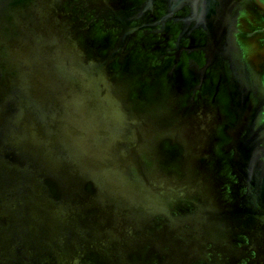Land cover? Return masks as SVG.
Returning <instances> with one entry per match:
<instances>
[{"label":"water","instance_id":"water-1","mask_svg":"<svg viewBox=\"0 0 264 264\" xmlns=\"http://www.w3.org/2000/svg\"><path fill=\"white\" fill-rule=\"evenodd\" d=\"M0 264H264V0H0Z\"/></svg>","mask_w":264,"mask_h":264}]
</instances>
